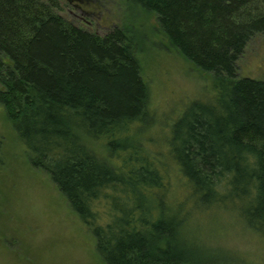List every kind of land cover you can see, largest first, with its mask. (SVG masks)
I'll return each mask as SVG.
<instances>
[{"label":"trees","instance_id":"16d2710c","mask_svg":"<svg viewBox=\"0 0 264 264\" xmlns=\"http://www.w3.org/2000/svg\"><path fill=\"white\" fill-rule=\"evenodd\" d=\"M125 2L155 15L169 46L211 75V96L187 103L167 139L187 198L231 207L264 237V82L236 70L264 33V0ZM59 9L57 0H0V106L29 162L92 231L104 264H240L197 250L185 203L166 202L165 161L140 142L154 117L133 27L100 36Z\"/></svg>","mask_w":264,"mask_h":264},{"label":"rangeland","instance_id":"374dc122","mask_svg":"<svg viewBox=\"0 0 264 264\" xmlns=\"http://www.w3.org/2000/svg\"><path fill=\"white\" fill-rule=\"evenodd\" d=\"M57 1L63 19L100 36L123 25L133 27L154 117L140 142L148 157L165 161L166 202L174 207L185 203L186 238L197 250L215 251L240 264H264V237L229 206L193 207L185 179L166 157L171 125L187 103L211 96V75L197 70L169 46L155 15L130 9L125 0ZM245 46L236 63L238 77L264 82V33ZM94 146L103 153L102 142ZM29 155L0 106V264H104L92 231L49 175L32 166Z\"/></svg>","mask_w":264,"mask_h":264}]
</instances>
